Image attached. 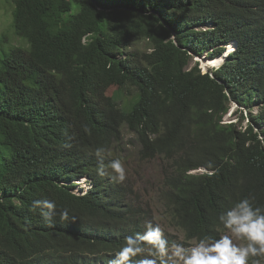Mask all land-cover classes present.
Wrapping results in <instances>:
<instances>
[{"label":"trees","instance_id":"trees-1","mask_svg":"<svg viewBox=\"0 0 264 264\" xmlns=\"http://www.w3.org/2000/svg\"><path fill=\"white\" fill-rule=\"evenodd\" d=\"M6 2L15 37L0 36V264H108L155 223L133 186L111 179L126 131L139 160L161 162L159 194L184 238L170 241L224 234L215 218L236 199L264 205V0ZM205 52L209 66L229 55L216 70L189 67ZM231 102L248 108L245 127L224 121ZM84 176L92 188L77 194ZM37 199L69 220L45 223L30 209Z\"/></svg>","mask_w":264,"mask_h":264},{"label":"clouds","instance_id":"clouds-1","mask_svg":"<svg viewBox=\"0 0 264 264\" xmlns=\"http://www.w3.org/2000/svg\"><path fill=\"white\" fill-rule=\"evenodd\" d=\"M86 133L90 130L85 127ZM105 149L95 150L101 157ZM109 168L116 183H123L126 171L123 163L114 159ZM97 174L105 176L107 170L100 166ZM86 178L87 176L81 177ZM72 181L75 186L77 185ZM76 192L84 194L92 188ZM30 209L39 213L45 223L52 224L58 215L61 221L69 220V211L58 208L50 199L34 200ZM75 222L76 217L72 216ZM224 230V234H202L194 243L170 241L165 230L151 221L147 222L142 232L128 235L121 246L112 254L108 264H261L264 261V205L255 202L254 196L236 199L215 218Z\"/></svg>","mask_w":264,"mask_h":264},{"label":"rangeland","instance_id":"rangeland-1","mask_svg":"<svg viewBox=\"0 0 264 264\" xmlns=\"http://www.w3.org/2000/svg\"><path fill=\"white\" fill-rule=\"evenodd\" d=\"M12 19L13 15L11 5H9L6 0H0V36L6 33L11 39L15 37L11 28ZM137 46L144 50L149 48L148 41L142 38L137 41ZM228 55L229 54H223L224 60L221 64L209 66V64H205L209 58L207 52L203 53L202 55L193 54V59L191 60L189 67L196 65L198 62L199 67L204 72L216 70L224 63ZM116 89L117 87L113 85L107 91V93L111 95ZM124 101L127 103L129 100L125 98ZM253 110L257 112L258 105H254ZM248 111V108H245L244 106H241L235 102H231L229 111L224 116V121H235L240 124L242 122V126L245 127L249 121ZM242 116L245 118L242 119ZM136 136V133L126 131L125 136L121 141L122 150H120V153L122 156H125L123 159H121L126 171L125 181L129 182V184L133 186L135 192L138 194V197L140 198L138 203L143 205V213L152 214L155 224H159L165 230L167 237L175 238L176 240H183L184 238L182 231L175 226L169 225L170 219L166 215L165 207L159 194L161 185L160 183L162 181L161 162L159 159H153L149 162L139 160L137 155L139 145L135 140ZM262 138H264V136H262ZM203 171H205L204 168L193 170V172ZM75 183L77 184L74 189L76 192H80L81 190L85 191L91 187L86 178L77 180ZM195 241L196 240H192L190 242L194 243Z\"/></svg>","mask_w":264,"mask_h":264}]
</instances>
